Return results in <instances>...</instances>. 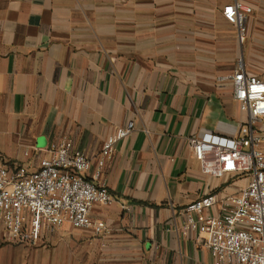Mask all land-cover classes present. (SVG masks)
<instances>
[{
	"label": "crops",
	"instance_id": "0c3cea01",
	"mask_svg": "<svg viewBox=\"0 0 264 264\" xmlns=\"http://www.w3.org/2000/svg\"><path fill=\"white\" fill-rule=\"evenodd\" d=\"M235 3L251 9L240 29L223 16ZM239 62L262 75L264 0H0V166L36 164L26 151L67 139L115 199L92 209L104 235L64 224L41 255L0 221V264H213L183 209L247 182L203 174L188 142L247 125L229 79ZM130 121L95 180L105 140Z\"/></svg>",
	"mask_w": 264,
	"mask_h": 264
},
{
	"label": "built area",
	"instance_id": "2783aa9c",
	"mask_svg": "<svg viewBox=\"0 0 264 264\" xmlns=\"http://www.w3.org/2000/svg\"><path fill=\"white\" fill-rule=\"evenodd\" d=\"M250 13V8L239 3L223 9L224 19L239 29ZM229 79L234 100L248 115L247 125L236 138L192 137L188 144L203 174L241 178L247 185L236 195L220 199L206 195L187 205L183 209V233L204 237L213 264H264V153L255 130L257 124H264V70L260 77L250 76L239 62ZM134 130V122L130 121L105 140L95 180L112 158L116 144ZM32 153L39 156L36 164L0 166V221L6 238L12 243L36 246L64 224L104 235L107 226L91 217L92 209L111 206L115 199L105 185L87 179L93 161L75 151L67 139L26 151L24 157L30 159ZM214 208L218 209L216 214L211 213Z\"/></svg>",
	"mask_w": 264,
	"mask_h": 264
},
{
	"label": "rangeland",
	"instance_id": "374dc122",
	"mask_svg": "<svg viewBox=\"0 0 264 264\" xmlns=\"http://www.w3.org/2000/svg\"><path fill=\"white\" fill-rule=\"evenodd\" d=\"M54 235V234H53ZM52 235V236H53ZM52 236H50V237H52ZM50 237H48V238H46L45 240H42L41 242H39L36 246H32L33 247V249H34V251L35 252H38L37 254H42V251H44V250H48V248H49V244H50V242H47V240L48 239H50ZM15 246V245H14ZM20 247V246H19ZM33 249L31 250L30 248L28 249V248H24V249H22V248H20L19 250H20V257L21 258H26L27 256H29V255H31L32 253V251H33ZM1 251V250H0ZM3 251H5V249L3 250ZM1 253V252H0ZM15 254V253H14ZM5 257V256H4Z\"/></svg>",
	"mask_w": 264,
	"mask_h": 264
}]
</instances>
